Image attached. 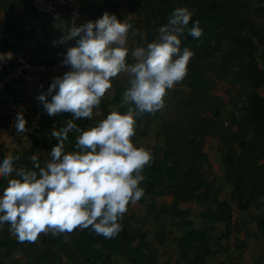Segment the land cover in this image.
Masks as SVG:
<instances>
[{
	"label": "clouds",
	"instance_id": "9594fccd",
	"mask_svg": "<svg viewBox=\"0 0 264 264\" xmlns=\"http://www.w3.org/2000/svg\"><path fill=\"white\" fill-rule=\"evenodd\" d=\"M192 15L187 7L175 8L155 40L131 50L132 25L115 13L105 11L79 25L59 21L66 26L59 42L76 41L62 61L70 70L56 76L38 99L50 116L71 112L73 119L53 128L51 136L59 142L43 166L35 153L29 157L31 167L17 166L19 156L0 158V177L7 179L0 192V227L7 223L20 242H34L42 232L71 233L77 227L105 238L122 230L120 221L129 204L144 195L143 170L152 161L151 151L133 142L136 118L161 110L167 91L186 76L194 53L182 46V35L186 30L194 38L202 35L198 20L189 27ZM120 73L129 77L122 104L132 106L123 112L114 108L93 126L80 128L75 121L93 117ZM26 123L23 110L18 111V133L26 131ZM73 132L74 150L66 151Z\"/></svg>",
	"mask_w": 264,
	"mask_h": 264
},
{
	"label": "trees",
	"instance_id": "16d2710c",
	"mask_svg": "<svg viewBox=\"0 0 264 264\" xmlns=\"http://www.w3.org/2000/svg\"><path fill=\"white\" fill-rule=\"evenodd\" d=\"M174 1L151 0V11L159 24H166L170 14L178 7ZM185 1L194 9L189 27L192 21L198 20L202 35L194 38L187 30L182 35V46L192 49L194 55L187 65L186 76L172 89L176 118L161 123L164 145L159 151L150 150L152 161L143 170L145 179L140 186L144 195L173 196L170 204L157 205L151 200L147 208L156 215L169 214L173 220H178V225L187 229L175 241L184 257L193 251L192 263L201 264L216 252L210 242L212 225L228 223L233 210L228 199H220V188L215 180L203 173L205 164L209 162L205 149L209 137L219 136L226 144L240 143L237 155L229 151L225 153V178L233 185V195L239 208L245 209L264 197V95L259 92L264 87V68L260 66L254 49L256 38L264 45V24L259 25L248 11L251 3L261 4L264 0ZM26 4L35 19L46 18L42 23L47 34L53 18L40 14L30 0ZM259 9L264 10V6ZM18 24L30 40L35 39L37 28L33 23L20 19L15 27ZM238 60L247 61L242 78L252 93L245 107L246 115L230 122L212 100L211 92L217 80L226 79L228 65ZM187 203L203 207V227L194 226L192 208L183 207ZM120 222L122 230L112 238L97 235L90 229L77 228L69 237L64 233L54 238L44 236L40 242L0 240V256L7 243L9 249L4 255H9L25 243L32 250L31 256L36 264H56L53 259L59 255L52 246L59 245L70 259L69 264H105L113 257L122 238L129 243L140 238L141 245L133 250L131 260L133 264H148L151 244L144 240L145 233L130 232L125 215ZM256 222L264 234V215L257 216ZM230 233L227 227L222 236L228 238ZM261 257L264 260V251Z\"/></svg>",
	"mask_w": 264,
	"mask_h": 264
},
{
	"label": "crops",
	"instance_id": "0c3cea01",
	"mask_svg": "<svg viewBox=\"0 0 264 264\" xmlns=\"http://www.w3.org/2000/svg\"><path fill=\"white\" fill-rule=\"evenodd\" d=\"M27 0H0V39L6 47L27 50L28 56L36 64V70L32 80L20 79L0 96V158L5 155L19 156L15 163L17 166L23 165L31 167L29 157L38 154L41 166L49 160L51 149L59 142L57 138L51 136L53 128H60L68 119H73L71 112H61L50 116L44 109L43 104L38 99L42 92H47L52 80L56 76H62L70 70V66L62 63L66 51L75 44V38L61 43L60 38L64 35L66 26L59 21H67L68 26L72 22L68 18L51 19V26L48 33L43 29L42 19H35L28 9ZM81 16L75 22L77 25L95 20L101 17L105 11L115 13L118 18L128 20L132 28L129 30L128 46L131 50L136 46H146L147 43L155 40L159 33L158 29L163 24L157 22V17L151 11V0H76ZM178 7H187L192 13L194 9L185 0H175ZM264 3L253 2L248 7L249 14L259 25L264 24V10L259 7ZM155 15V14H154ZM18 18V20H17ZM23 19L33 23L37 28L34 40H30L27 33H24L19 24H14ZM254 49L259 60V64L264 68V45L256 38L254 39ZM56 41V43H54ZM56 48L52 50V48ZM129 62H134L129 56ZM247 61L238 60L228 65L226 79L217 80L215 88L211 92V98L221 109L223 117L227 121L238 120L246 115L245 107L248 105L252 90L244 83L242 71ZM129 86V77L125 73L118 74L112 80V87L106 92L98 109H94L91 119L80 118L75 122L80 128L86 129L106 118L112 109L127 111L132 105L122 104V93ZM176 87V84L170 89ZM168 92L165 102L168 101ZM264 95V87L259 91ZM51 99V94L48 95ZM23 110L26 118V131L18 133L15 127L16 115ZM161 110L153 113H144L138 116L136 132L132 137L134 144L144 146L149 150L159 151L164 145V137L161 129ZM235 131V127L232 128ZM77 133L69 134V140L65 142V150H74L75 136ZM206 152L209 162L205 164L203 173L207 178L214 179L220 188V199H228L232 205V217L228 223L217 222L213 224L211 231V244L216 252L209 256L201 264H264L262 254L264 251V234L257 226V216L264 215V197L251 204L245 209H240L237 200L233 195V185L225 178V168L227 159L226 152L238 154L240 143H224L219 136L208 138ZM7 186V179L0 177V192ZM154 200L157 205L162 203L170 204L173 196L143 195L139 201L128 206V211L124 214L129 220L128 230L134 234L142 231L145 233L144 240L151 244L148 251V264H193V254L191 251L184 257L180 251L176 238L181 237L187 229L178 225V220H173L169 214L150 212L147 205ZM183 207H191V218L195 222L196 228L205 225L201 218L203 207L196 203H187ZM229 228L230 236L225 238L222 233ZM79 228V227H77ZM76 228V229H77ZM10 226L5 223L0 227V240L17 239L10 232ZM75 231V229H74ZM72 233V232H71ZM63 234V233H61ZM67 237L70 233H64ZM54 238L51 232L40 233L37 242L42 237ZM216 238H219L216 240ZM141 245L140 238L132 242L121 239L112 258L105 264H133L131 256L133 250ZM9 249L7 243L6 252ZM52 249L58 253L54 258L56 264L70 263L63 249L59 245H53ZM0 256V264H36L33 260L32 250L27 248L25 243L19 245L9 255Z\"/></svg>",
	"mask_w": 264,
	"mask_h": 264
},
{
	"label": "built area",
	"instance_id": "2783aa9c",
	"mask_svg": "<svg viewBox=\"0 0 264 264\" xmlns=\"http://www.w3.org/2000/svg\"><path fill=\"white\" fill-rule=\"evenodd\" d=\"M34 8L47 17L68 18L72 23L81 16L76 0H30ZM36 64L27 50L6 47L0 39V96L9 86L24 78L32 80Z\"/></svg>",
	"mask_w": 264,
	"mask_h": 264
},
{
	"label": "rangeland",
	"instance_id": "374dc122",
	"mask_svg": "<svg viewBox=\"0 0 264 264\" xmlns=\"http://www.w3.org/2000/svg\"><path fill=\"white\" fill-rule=\"evenodd\" d=\"M220 55V54H219ZM176 101L174 100V95L172 90L169 89L168 93V101L165 102V106L162 108V112L160 114L161 123L166 120H173L176 118ZM162 127V124H161Z\"/></svg>",
	"mask_w": 264,
	"mask_h": 264
}]
</instances>
